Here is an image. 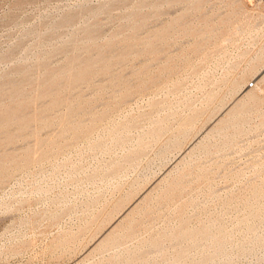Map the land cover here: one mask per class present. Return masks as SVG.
Wrapping results in <instances>:
<instances>
[{
    "label": "rangeland",
    "instance_id": "rangeland-1",
    "mask_svg": "<svg viewBox=\"0 0 264 264\" xmlns=\"http://www.w3.org/2000/svg\"><path fill=\"white\" fill-rule=\"evenodd\" d=\"M258 9L264 12V0H0V264H264V60L249 69V60L264 45V16ZM239 22L256 25L252 29H260L259 34L226 45L228 32ZM240 78L237 96L253 89L259 98V108L252 107L245 125L232 136L211 137V152L196 148L189 154L211 125L204 116L197 123L198 134L164 159L160 152L180 126L213 104L219 110L224 103L216 99L229 104L234 95L230 88ZM251 81L254 87H248ZM226 113L208 132L219 128ZM158 119L164 125L157 126ZM115 128L126 132L114 138ZM152 131L160 133L158 139H151ZM192 141L196 145L188 149ZM123 209L129 215L118 222ZM123 221L125 232L130 231L125 239V233L115 232ZM100 240H108L102 249Z\"/></svg>",
    "mask_w": 264,
    "mask_h": 264
},
{
    "label": "bare ground",
    "instance_id": "bare-ground-1",
    "mask_svg": "<svg viewBox=\"0 0 264 264\" xmlns=\"http://www.w3.org/2000/svg\"><path fill=\"white\" fill-rule=\"evenodd\" d=\"M149 2V1H148ZM157 2V1H156ZM163 2V1H162ZM199 2H200V0H199ZM193 4V3H192ZM263 4V3H262ZM201 5V4H200ZM190 6V5H189ZM203 6V5H202ZM136 7V6H135ZM191 7V6H190ZM239 7V6H238ZM237 7V8H238ZM263 7V6H262ZM203 8V7H202ZM196 9V8H195ZM157 10H159V9H157ZM260 10V11H259ZM149 11V10H148ZM259 11V12H258ZM258 13H259V15L260 16H262V18H263V16H264V12L261 10V9H258ZM127 12H130V11H127ZM187 12H188V10H187ZM138 13V12H137ZM183 13V12H182ZM228 13V12H227ZM148 14V13H147ZM146 14V15H147ZM257 14V13H256ZM93 15V14H92ZM134 15V14H133ZM139 15V14H138ZM237 15V14H236ZM182 16V14L179 16V17H181ZM186 16V15H185ZM210 16V15H209ZM232 16V15H231ZM250 16V15H249ZM257 16V15H256ZM132 17V16H131ZM183 17V16H182ZM228 17V16H227ZM233 17V16H232ZM141 18V17H140ZM176 18V17H175ZM174 18V19H175ZM178 18V17H177ZM184 18V17H183ZM244 18H246V17H244ZM256 18V17H255ZM143 19V18H142ZM178 19H180V18H178ZM264 19V18H263ZM181 20V19H180ZM183 20V19H182ZM212 20V19H211ZM250 20V19H249ZM96 21V20H95ZM175 21V20H174ZM217 21V20H216ZM236 21V20H235ZM239 21V20H238ZM244 21V20H243ZM260 21V20H259ZM263 21V20H262ZM74 22V21H73ZM94 22V21H93ZM92 22V23H93ZM171 22V21H170ZM185 22V21H184ZM248 22H250V21H248ZM246 23V22H239V23H237L236 25H234L233 27H232V29L230 30V32H228V33H230L229 35H227L226 36V38H225V44H226V42H227V44L228 43H234V42H236V40L237 39H240V38H246V39H248V40H250V39H252V38H254L255 37V34L257 33V34H259L258 32H259V30L260 29H257V28H254V29H252L253 27H255V26H253L252 28H251V24L250 23ZM253 22V21H252ZM256 22V21H255ZM137 23V22H136ZM182 23V22H181ZM222 23V22H221ZM232 23H233V21H232ZM231 23V24H232ZM254 23V22H253ZM263 23V22H262ZM75 24V23H74ZM90 24V23H89ZM94 24V23H93ZM142 24V23H141ZM176 24H177V22H176ZM179 24V23H178ZM59 25V24H58ZM127 25V24H126ZM137 25V24H136ZM143 25V24H142ZM170 25V24H169ZM182 25H184V24H182ZM186 25V24H185ZM89 26V25H88ZM141 26V25H140ZM144 26V25H143ZM172 26V25H171ZM170 26V27H171ZM178 26V25H177ZM180 26V25H179ZM187 26V25H186ZM191 26V25H190ZM55 27V26H54ZM127 27V26H126ZM130 27V26H129ZM215 27V26H214ZM257 27V26H256ZM260 27V26H259ZM134 28V27H133ZM162 28V27H161ZM167 28V27H166ZM165 28V29H166ZM168 28H169V26H168ZM127 29V28H126ZM130 29V28H129ZM171 29H172V27H171ZM186 28H183V30H185ZM199 29V28H198ZM202 28H200V30H201ZM228 29V28H227ZM226 29V30H227ZM173 30H175V29H173ZM195 30V29H194ZM197 30V29H196ZM205 30V29H204ZM229 30V29H228ZM137 31V30H136ZM177 31V30H176ZM191 31V30H190ZM199 31V30H198ZM208 31V30H207ZM215 31H217V30H215ZM225 31V30H224ZM261 31H262V29H261ZM38 32V31H37ZM138 32V31H137ZM157 32V31H156ZM168 32H169V30H168ZM264 32V31H263ZM83 33V32H82ZM87 33H89V32H87ZM95 33V32H94ZM205 33V32H204ZM215 33V32H214ZM39 34V33H38ZM84 34V33H83ZM119 34H121V33H119ZM163 34V33H162ZM169 34V33H168ZM85 35H86V33H85ZM88 35V34H87ZM94 35V34H93ZM96 35H98V34H96ZM124 35V34H123ZM135 35H136V33H135ZM154 35V34H153ZM36 36V35H35ZM101 36V35H100ZM130 36V35H129ZM148 36H150V35H148ZM209 36V35H208ZM214 36V35H213ZM220 36V35H219ZM96 37H98V36H96ZM128 37V36H127ZM133 37H134V35H133ZM160 37V36H159ZM166 37V36H165ZM172 37V36H171ZM187 37V36H186ZM222 37V36H221ZM92 38H94V37H92ZM100 38V37H99ZM123 38V37H122ZM148 38V37H147ZM170 38V37H169ZM172 38H174V37H172ZM177 38V37H176ZM213 38V37H212ZM157 39V38H156ZM211 39V38H210ZM222 39V38H221ZM220 39V40H221ZM260 39V38H259ZM40 40H41V38H40ZM89 40H91V39H89ZM110 40V39H109ZM120 40V39H119ZM144 40H146V39H144ZM155 40V39H154ZM176 40V39H175ZM217 40V39H216ZM224 40V39H223ZM58 41V40H57ZM117 41V40H116ZM115 41V42H116ZM167 41V40H166ZM165 41V42H166ZM193 41V40H192ZM238 41V40H237ZM107 42V41H106ZM147 42V41H146ZM153 42V41H152ZM164 42V43H165ZM117 43V42H116ZM174 43V42H173ZM104 44V43H103ZM108 44V43H107ZM106 44V45H107ZM122 44H124V43H122ZM130 44V43H129ZM132 44V43H131ZM130 44V45H131ZM140 44V43H139ZM166 44H170L169 42H167ZM206 44V43H205ZM213 44V43H212ZM226 44V45H227ZM132 45H134V44H132ZM148 45V44H147ZM156 45V44H155ZM158 45V44H157ZM165 45V44H164ZM175 45V44H174ZM209 45V44H208ZM219 45V44H218ZM231 45V44H230ZM229 45V46H230ZM234 45V44H233ZM137 46V45H136ZM224 46V45H223ZM263 47H262V49L257 53V55H255V57H253V58H251L250 60H249V63H251L250 64V66H249V69H257L258 68V64H259V62H261V61H263L264 60V45H262ZM75 47V46H74ZM131 47V46H130ZM144 47V46H143ZM206 47V46H205ZM100 48V47H99ZM101 48H103V47H101ZM217 48V47H216ZM221 48H222V45H221ZM261 48V47H260ZM84 49V48H83ZM97 49V48H96ZM155 49V48H154ZM184 49V48H183ZM202 49V48H201ZM224 49H226V46H224L223 47V51H225ZM136 50V49H135ZM149 50V49H148ZM159 50V49H158ZM192 50V49H191ZM206 50H208V48L206 49ZM222 50V49H221ZM125 51V50H124ZM127 51V50H126ZM220 51V50H219ZM226 51H227V49H226ZM46 52V51H45ZM72 52V51H71ZM79 52V51H78ZM98 52V51H97ZM107 52V51H106ZM120 52H122V51H120ZM132 52V51H131ZM143 52V51H142ZM167 52V51H166ZM191 52V51H190ZM214 52V51H213ZM48 54H49V52H47ZM82 53V52H81ZM101 53V52H100ZM127 53V52H126ZM144 53H146V52H144ZM192 53V52H191ZM249 53V52H248ZM38 54V53H37ZM95 54V53H94ZM130 54V53H129ZM143 54V53H142ZM141 54V55H142ZM167 54V53H166ZM202 54V53H201ZM224 54H225V52H224ZM241 54V53H240ZM173 55V54H172ZM210 55V54H209ZM35 56H36V53H35ZM40 56V55H39ZM104 56V55H103ZM102 56V57H103ZM109 56V55H108ZM169 56V55H168ZM183 56V55H182ZM212 56V55H211ZM49 57V56H48ZM79 57V56H78ZM101 57V56H100ZM101 57V58H102ZM106 57V56H105ZM162 57V56H161ZM170 57V56H169ZM9 58V57H8ZM36 58V57H35ZM38 58V57H37ZM40 58V57H39ZM43 58V57H42ZM51 58V57H50ZM95 58V57H94ZM121 58V57H120ZM206 58V57H205ZM13 59V58H12ZM73 59V58H72ZM76 60H77V58H75ZM75 59H74V61H75ZM97 59V58H96ZM103 59H104V57H103ZM212 59V58H211ZM235 59V58H234ZM249 59V58H248ZM45 60V59H44ZM69 61L71 60V59H68ZM99 60V59H98ZM101 60V59H100ZM109 60V59H108ZM118 60V59H117ZM135 60V59H134ZM187 60V59H186ZM102 61V60H101ZM110 61V60H109ZM121 61V60H120ZM125 61V60H124ZM128 61V60H127ZM172 61V60H171ZM176 61V60H175ZM189 61V60H188ZM42 62V61H41ZM71 62V61H70ZM88 62V61H87ZM100 62V61H99ZM104 62V61H103ZM156 62V61H155ZM185 62H187V61H185ZM190 62V61H189ZM212 62V61H211ZM255 62H257L256 64H253V63H255ZM72 63V62H71ZM174 63V62H173ZM191 63V62H190ZM192 63H193V61H192ZM191 63V64H192ZM39 64V63H38ZM62 64V63H61ZM82 64V63H81ZM87 64V63H86ZM97 64V63H96ZM102 64H104V63H102ZM116 64V63H115ZM119 64V63H118ZM154 64V63H153ZM165 64V63H164ZM177 64V63H176ZM186 64V63H185ZM190 64V65H191ZM40 65H41V63H40ZM48 65V64H47ZM93 65V64H92ZM105 65V64H104ZM109 65H110V63H109ZM161 65V64H160ZM174 65V64H173ZM188 65V64H187ZM187 65H186V67H187ZM264 65V64H263ZM28 66V65H27ZM61 66V65H60ZM67 66V65H66ZM72 66V65H71ZM81 66V65H80ZM107 66V65H106ZM124 66V65H123ZM146 66H148V64H146ZM145 66V67H146ZM151 66V65H150ZM189 66V65H188ZM193 66V65H192ZM39 67H41V66H39ZM74 67V66H73ZM105 66H103V68H104ZM112 67H113V65H112ZM119 67V66H118ZM149 67V66H148ZM257 67V68H256ZM80 68V67H79ZM110 68V67H109ZM147 68V67H146ZM151 68H152V66H151ZM168 68H169V66H168ZM176 68V67H175ZM36 70H37V68H35ZM145 69V68H144ZM50 70V69H49ZM55 70V69H54ZM84 69H82V72H84L83 71ZM88 70H89V67H88ZM92 70V69H91ZM149 70V69H148ZM154 70V69H153ZM165 70V69H164ZM248 70V69H247ZM35 71V70H34ZM44 71V70H43ZM71 71H73V70H71ZM70 71V72H71ZM102 70H100V72H101ZM108 71H110L109 69H108ZM155 71V70H154ZM158 71V70H157ZM160 71V70H159ZM162 71V70H161ZM160 71V72H161ZM171 71V70H170ZM249 71H251V70H249ZM255 71V70H254ZM62 72V71H61ZM60 72V73H61ZM75 72V71H74ZM90 72V71H89ZM88 72V73H89ZM98 72V71H97ZM142 72V71H141ZM148 72V71H147ZM146 72V73H147ZM165 72V71H164ZM173 72V71H172ZM177 72V71H176ZM184 72V71H183ZM93 73V72H92ZM104 73H106V70H104ZM120 73V72H119ZM135 73V72H134ZM144 73H145V71H144ZM150 72H148V74H149ZM157 73H159V72H157ZM26 74V73H25ZM46 74V73H45ZM56 74V73H55ZM74 74V73H73ZM76 74V73H75ZM79 74V73H78ZM78 74H76V75H78ZM96 74V73H95ZM106 74H109V73H106ZM111 74V73H110ZM142 74V73H141ZM156 74V73H155ZM162 74V73H161ZM160 74V75H161ZM175 74V73H174ZM246 74V73H245ZM263 74H264V72H263ZM69 75H71V74H69ZM85 75V74H84ZM118 75V74H117ZM143 75V74H142ZM145 75V74H144ZM150 75H151V73H150ZM152 75H153V72H152ZM22 76V75H21ZM38 76V75H37ZM42 76V75H41ZM53 76V75H52ZM52 76H51V78L50 79H52ZM57 76V75H56ZM56 76H54V77H56ZM68 75H66V77H67ZM71 76H73V75H71ZM98 76V75H97ZM111 76V75H110ZM137 76V75H136ZM155 76V75H154ZM187 76V75H186ZM14 77V76H13ZM70 77V76H69ZM79 77H80V74H79ZM118 77V76H117ZM160 77V76H159ZM196 77V76H195ZM234 77V76H233ZM11 78V77H10ZM59 78V77H58ZM64 78V77H63ZM153 78V77H152ZM9 79V78H8ZM34 79V78H33ZM50 79H47V80H49L50 81ZM54 79V78H53ZM59 79H61V78H59ZM75 79V78H74ZM87 79H89V77L87 78ZM96 79V78H95ZM117 79V78H116ZM241 79V78H240ZM242 79H244V77H242ZM240 80V81H237L231 88H230V90H231V92H233L234 93V95H233V98L231 99V102L228 104V103H226V102H224V100H225V98H220V99H216L217 100V103L218 104H222V103H224L223 104V106L221 105V107H219V110H217V105H215L214 106V104L212 105L213 107H210L209 109H207V110H205L204 112H199V113H197V114H194V115H192L191 116V118L187 121V122H185L182 126H180V128H179V132L178 133H176V135H174L173 137H171L170 138V140L168 141V143H166V144H164V147L163 146H161V148L163 147V151L161 150V152H160V155H162L163 157L165 156V154H167V152H169L170 150H172L174 147H177V146H179V145H181L182 143H183V141L185 140V139H187L188 137H190V136H194L195 134H198V132L200 131V130H196L197 129V123L202 119V117L204 118V116H206L207 118H208V122L211 124L208 128H206L205 130H204V132L200 135V136H203L204 134H206L204 137H201L202 138V140H200V141H198L199 143L196 145V143L195 142H193L192 141V143L189 145V147H188V149L190 148H192L194 145H196V146H194L192 149H191V151L189 152V154H191V153H194V151H195V149L196 148H199L201 151H203V153H206L209 149H208V141H210V139H211V137H219V138H223V137H226V136H228V135H231L232 133H234V130H236V129H238L240 126L242 127V125H245V122H246V115L249 113V111L252 109V107L255 109V110H257L258 108H259V103H257L258 102V96H257V94H256V91H254L253 89H250V90H248V92L243 96V97H241L242 95H238L237 96V94H238V92H239V90L241 89V87L243 86L242 85V83H243V80ZM25 80V79H24ZM28 80V79H27ZM70 80V79H69ZM75 80H77L78 81V76H77V79H75ZM75 80H73V81H75ZM130 80V79H129ZM136 80V79H135ZM139 80V79H138ZM144 80H146L145 78H144ZM149 80V79H148ZM239 80V79H238ZM21 81V80H20ZM39 81H41V80H39ZM67 81V80H66ZM84 81V80H83ZM124 81H125V79H124ZM141 81H143V80H141ZM199 81V80H198ZM220 81V80H219ZM261 81H264V77H263V79L261 80ZM261 81H259V83H258V85H257V88L259 87V84H260V82ZM59 82V81H58ZM63 82V81H62ZM61 82V83H62ZM89 82V81H88ZM116 82V81H115ZM114 82V83H115ZM127 81H125V83H126ZM166 82V81H165ZM183 82V81H182ZM188 82V81H187ZM46 83H47V81H46ZM66 83H68V81L66 82ZM75 83V82H74ZM80 83V82H79ZM120 83H122L121 81H120ZM142 83V82H141ZM181 83V82H180ZM245 83V82H244ZM28 84V83H27ZM51 84V83H50ZM53 84V83H52ZM51 84V85H52ZM57 84V83H56ZM71 84H72V81H71ZM83 84H84V82H83ZM86 84V83H85ZM84 84V85H85ZM116 84V83H115ZM124 84V83H123ZM122 84V86H124ZM144 84H145V81H144ZM167 84V83H166ZM198 84V83H197ZM223 84V83H222ZM21 85V84H20ZM59 85H60V83H59ZM63 85V84H62ZM94 85V84H93ZM111 85V84H110ZM172 85V84H171ZM196 85V84H195ZM249 85V84H248ZM11 86V85H10ZM23 86V85H22ZM40 86V85H39ZM48 86V85H47ZM64 86H65V82H64ZM89 86V85H88ZM91 86V85H90ZM97 86V85H96ZM111 86H113V85H111ZM118 86H121V85H119L118 84ZM145 86H146V84H145ZM182 86V85H181ZM201 86V85H200ZM219 86V85H218ZM19 87V86H18ZM72 88H73V86H71ZM109 86H107V88H108ZM126 87V86H125ZM137 87V86H136ZM144 87V86H143ZM151 87V86H150ZM157 87V86H156ZM25 88V87H24ZM53 88H57L56 87V85H55V87H52V90H53ZM60 87H58V89H59ZM65 88H68V87H65ZM88 88V87H87ZM102 88V87H101ZM105 88V87H104ZM114 88H116V87H114ZM114 88H112V89H114ZM118 88V87H117ZM127 88H128V86H127ZM126 88V89H127ZM152 88V87H151ZM161 88V87H160ZM159 88V89H160ZM221 88V87H220ZM10 89H12V88H10ZM21 89V88H20ZM20 89H19V91H20ZM32 89V88H31ZM36 89V88H35ZM61 89V88H60ZM71 89V88H70ZM106 89V88H105ZM110 89V88H109ZM122 89V88H121ZM154 89V88H153ZM3 90V89H2ZM15 90H16V88H15ZM51 90V91H52ZM62 90V89H61ZM66 90V89H65ZM68 90H69V88H68ZM77 90V89H76ZM98 90V89H97ZM100 90V89H99ZM103 90V89H102ZM116 90V89H115ZM120 90V89H119ZM139 90V89H138ZM247 90V89H246ZM260 90H262V88L260 89ZM31 91V90H30ZM63 91H64V89H63ZM71 91H72V89H71ZM83 91V90H82ZM121 91V90H120ZM142 91V90H141ZM157 91V90H156ZM241 91V90H240ZM242 91H244V90H242ZM8 92V91H7ZM6 92V93H7ZM13 92V91H12ZM16 92V91H15ZM23 92V91H22ZM68 92V91H67ZM102 92H104V91H102ZM115 92H117V91H115ZM49 93H51V92H49ZM62 93V92H61ZM140 93V92H139ZM155 93V92H154ZM170 93V92H169ZM11 94V93H10ZM23 94V93H22ZM21 94V95H22ZM25 94V93H24ZM33 94H34V92H33ZM79 94V93H78ZM97 93H95V95H96ZM99 94V93H98ZM97 94V95H98ZM125 94V93H124ZM136 94V93H135ZM151 94V93H150ZM241 94V93H240ZM244 94V93H243ZM16 95H17V93H16ZM20 95V94H19ZM94 95V94H93ZM128 95V94H127ZM160 95V94H159ZM208 95V94H207ZM12 96V95H11ZM25 96V95H24ZM28 96V95H27ZM60 96V95H59ZM58 96V97H59ZM101 96V95H100ZM124 96V95H123ZM167 96V95H166ZM189 96V95H188ZM209 96V95H208ZM23 97V96H22ZM45 97V96H44ZM52 97V96H51ZM56 97H57V95H56ZM57 97V98H58ZM68 97V96H67ZM97 97H99V96H97ZM16 98H17V96H16ZM28 98H29V96H28ZM41 98V97H40ZM54 98V97H53ZM63 98H65V97H63ZM114 98V97H113ZM126 99H127V97H125ZM179 98V97H178ZM185 98V97H184ZM218 98V97H217ZM18 99V98H17ZM20 99V98H19ZM26 99V98H25ZM31 99V98H30ZM42 99V98H41ZM62 99V98H61ZM92 99V98H91ZM98 99V98H97ZM116 99H117V97H116ZM213 99H215V96H214V98H213V96L210 98V100L212 101ZM35 100H37V99H35ZM55 100V99H54ZM53 100V101H54ZM94 100H96V99H94ZM115 100V99H114ZM205 100H207V99H205ZM216 100H215V102H216ZM1 101V100H0ZM8 101V100H7ZM27 101V100H26ZM31 101V100H30ZM38 101H39V99H38ZM64 101V100H63ZM98 101V100H97ZM113 101V100H112ZM226 101V100H225ZM13 102V101H12ZM52 102V101H51ZM61 102V101H60ZM65 102L66 101H64V103H63V105L65 104ZM86 102H88L87 100H86ZM91 102V101H90ZM96 102V101H95ZM19 103V102H18ZM23 103V102H22ZM53 103V102H52ZM54 103L55 104H57L55 101H54ZM67 103V102H66ZM68 103H69V101H68ZM71 103V102H70ZM69 103V104H70ZM172 103V102H171ZM7 104V103H6ZM10 104V103H9ZM20 104H21V102H20ZM59 104V103H58ZM61 104V103H60ZM59 104V105H60ZM94 104V103H93ZM116 104V103H115ZM253 104V105H252ZM255 104V105H254ZM15 105V104H14ZM51 105V104H50ZM63 105H62V107H63ZM73 105V104H72ZM75 105V104H74ZM78 105V104H77ZM86 105V104H85ZM84 105V106H85ZM90 105V104H89ZM188 105V104H187ZM233 105H235V108H233L234 110L232 111V112H228V113H226L227 111H229L230 109H231V107L233 106ZM1 106V105H0ZM6 106V105H5ZM15 106H17V105H15ZM26 106V105H25ZM27 106H28V104H27ZM31 106V105H30ZM53 106V105H52ZM116 106V105H115ZM18 107V106H17ZM61 107V106H60ZM64 107H65V105H64ZM70 107H71V105H70ZM167 107V106H166ZM1 108H2V106H1ZM13 108V107H12ZM20 108H21V106H20ZM47 108V107H46ZM51 108H53V107H51ZM91 108V107H90ZM89 108V109H90ZM116 108H119V106L117 107L116 106ZM172 108V107H171ZM4 109H5V107H4ZM4 109H3V112H4ZM6 109H7V107H6ZM48 109H50V107L48 108ZM48 109H47V111H48ZM53 109H55V108H53ZM67 109H69V108H67ZM74 108H72V110H73ZM76 109V108H75ZM88 109V108H87ZM86 109V110H87ZM91 109H93V108H91ZM110 109V108H109ZM69 110H71V109H69ZM83 111V109L81 108L79 111ZM115 110V109H114ZM152 110H153V108H152ZM10 112H11V110H9ZM44 111V110H43ZM55 111V110H54ZM61 111V110H60ZM85 111V110H84ZM88 111V110H87ZM89 111H91L92 112V110H89ZM103 111V110H102ZM179 111V110H178ZM251 111H253V110H251ZM45 112V111H44ZM44 112H43V114H44ZM50 112V111H49ZM63 112V111H62ZM69 113H70V111H68ZM257 112V111H256ZM17 113V112H16ZM15 113V114H16ZM33 113H34V111H33ZM40 113V112H39ZM46 113V112H45ZM67 113V111L66 112H64V119H65V115H67L66 114ZM74 113V112H73ZM73 113H71V114H73ZM226 113V118L223 120V121H221L220 123H219V128H216V129H212L210 132H208L209 131V129L211 128V126L212 125H214V124H216L219 120H220V118H221V116H223L224 114ZM62 114V113H61ZM60 114V115H61ZM76 113H74V115H75ZM80 114V113H79ZM79 114H77V115H79ZM84 115H82V116H85V113H83ZM87 114V113H86ZM88 114H91V113H89L88 112ZM87 114V115H88ZM157 114V113H156ZM160 114V113H159ZM173 114V113H172ZM176 114V113H175ZM11 115H12V113H11ZM17 115H19V113L17 114ZM45 115H47V114H45ZM53 115V114H52ZM56 115H57V113H56ZM92 115H93V113H92ZM98 115V114H97ZM143 115V114H142ZM8 116V115H7ZM14 116V115H13ZM21 116V115H20ZM22 116H24V115H22ZM34 116V115H33ZM54 116V115H53ZM70 116V115H69ZM169 116V115H168ZM249 116V115H248ZM1 117V116H0ZM42 117V116H41ZM59 117V116H58ZM62 117V116H61ZM73 117H75L76 118V116H73ZM79 117V116H78ZM250 117V116H249ZM6 118H8V117H6ZM29 118V117H28ZM46 118V117H45ZM44 118V119H45ZM99 118V117H98ZM110 118V117H109ZM171 118V117H170ZM223 118V117H222ZM14 119H15V116H14ZM18 119V118H17ZM22 119H24V118H22ZM30 119V118H29ZM38 119V118H37ZM41 119V118H40ZM67 119H68V117H67ZM66 119V121H68ZM81 119H83V118H81ZM175 119V118H174ZM181 119V118H180ZM263 119V118H262ZM0 120H3V119H0ZM93 120V119H92ZM102 120V119H101ZM115 120V119H114ZM205 120H207V119H205ZM8 121V120H7ZM36 121V120H35ZM43 121V120H42ZM47 121V120H46ZM51 121H53L52 119H51ZM85 121V120H84ZM181 121V120H180ZM202 121V120H201ZM2 122V121H1ZM11 122H13V121H11ZM21 122V121H20ZM31 122V121H30ZM37 122V121H36ZM49 122V121H48ZM63 123H64V121H62ZM81 122H82V120H81ZM81 122H79V124L81 123ZM86 122V121H85ZM110 122V121H109ZM139 122V121H138ZM137 122V123H138ZM152 122V121H151ZM176 122V121H175ZM262 122V121H261ZM32 123V122H31ZM53 122H51V124H52ZM63 123H62V126H63ZM73 123H74V119H73ZM78 123V122H77ZM93 123V122H92ZM124 123V122H123ZM128 124H129V122H127ZM152 123H154V122H152ZM164 120H162V119H158L157 120V126H161V125H164ZM18 124V123H17ZM24 124V123H23ZM27 124L29 125L30 123L29 122H27ZM36 124V123H35ZM42 124V123H41ZM46 124V123H45ZM50 124V123H49ZM85 124L86 123H83V126H85ZM100 124V123H99ZM1 125H3V124H1ZM0 125V126H1ZM13 125V124H12ZM43 125V124H42ZM47 125V124H46ZM66 125V124H65ZM70 125V124H69ZM68 125V126H69ZM87 125V124H86ZM95 125V124H94ZM102 125V124H101ZM205 125H207V124H205ZM24 126H27L26 124L24 125ZM35 126V125H34ZM41 126V125H40ZM43 126H45V125H43ZM67 126V125H66ZM66 126H64L65 128H66ZM67 126V127H68ZM72 126V125H71ZM81 126H82V124H81ZM91 126H93V125H91ZM90 126V127H91ZM126 126V125H125ZM129 126V125H128ZM200 126H201V124H200ZM218 126V125H217ZM216 126V127H217ZM3 127V126H2ZM6 127V126H5ZM5 127H3V128H5ZM17 128H18V126H16ZM15 127V128H16ZM20 127V126H19ZM28 127V126H27ZM50 127V126H49ZM72 127H74V126H72ZM86 127V126H85ZM122 127H124V125L122 126ZM11 128V127H10ZM24 127H22V129H23ZM29 128V127H28ZM27 128V129H28ZM33 128H35V127H33ZM41 128V127H40ZM42 128H44V127H42ZM46 128V127H45ZM62 128V127H61ZM75 128V127H74ZM73 128V129H74ZM79 128V127H78ZM78 128L76 129V130H78ZM92 128V127H91ZM90 128V129H91ZM94 128V127H93ZM89 129L90 131H92V130H94V129ZM100 128V127H99ZM118 128V127H117ZM117 128H115V130L117 129ZM160 128V127H159ZM165 128V127H164ZM205 128V127H204ZM9 129V128H8ZM14 129V128H13ZM72 129V128H71ZM72 129V130H73ZM85 129V128H84ZM83 129V130H84ZM95 129H96V126H95ZM108 129V128H107ZM125 129V128H124ZM124 129H118V130H114L115 131V133H114V138H118V137H120L121 138V135H122V133L125 131ZM157 129V128H156ZM240 129H242V128H240ZM0 130H4V129H1L0 128ZM11 130H12V128H11ZM16 130V129H15ZM14 130V131H15ZM18 131H19V129H17ZM87 130V129H86ZM97 130V129H96ZM111 130V129H110ZM109 130V131H110ZM126 130H127V128H126ZM131 130V129H130ZM149 130V129H148ZM153 130V129H152ZM164 130V129H163ZM245 129H243V131H244ZM247 130V129H246ZM28 131H29V129H28ZM75 131V130H74ZM79 131V130H78ZM157 131V130H156ZM162 131V130H161ZM27 132V131H26ZM35 132H36V129H35ZM34 132V133H35ZM39 132H40V130H39ZM81 132H83L82 131V129H81ZM80 132V133H81ZM85 132H87V131H85ZM126 132V131H125ZM158 132V131H157ZM157 132H155V131H152L151 132V139L152 138H156V139H158L157 138V135H159L160 133H158L157 134ZM160 132V131H159ZM245 132V131H244ZM16 133V132H15ZM22 133V132H21ZM66 133V132H65ZM71 133V132H70ZM80 133H76L75 132V134L78 136ZM88 133H89V131H88ZM164 133V132H163ZM166 133V132H165ZM250 133V132H249ZM4 134V133H3ZM6 134V133H5ZM14 134V133H13ZM17 134V133H16ZM37 134V133H36ZM62 134V133H61ZM74 134V133H73ZM90 134H93V131L90 133ZM105 134V133H104ZM112 133H110V135H111ZM126 134V133H125ZM147 134V133H146ZM237 134V133H236ZM38 135V134H37ZM70 134L68 133V136H69ZM85 135V134H84ZM86 135H87V137H88V134L86 133ZM108 135V134H107ZM3 136V135H2ZM2 136H1V139H2ZM7 136H8V134H7ZM7 136H6V138H7ZM25 136H26V134H25ZM33 136V135H32ZM31 136V137H32ZM36 136V135H35ZM61 136V135H60ZM75 136V135H74ZM81 136V135H80ZM99 136V135H98ZM149 135H147V137H148ZM232 136V135H231ZM230 136V137H231ZM243 136V135H242ZM13 137V136H12ZM29 137V136H28ZM76 137V136H75ZM125 137V136H124ZM234 137V136H233ZM19 138H21V135H20V137ZM23 138V137H22ZM36 138V137H35ZM49 138V137H48ZM17 138H15V140H16ZM56 139V138H55ZM60 139V138H59ZM72 139V138H71ZM73 139H74V137H73ZM107 139V138H106ZM150 139V140H151ZM213 139H215V138H213ZM217 139V138H216ZM230 139V138H229ZM234 139V138H233ZM35 140V139H34ZM75 140V139H74ZM87 140V139H86ZM89 140H90V138H89ZM119 140V139H118ZM143 140V139H142ZM189 140V139H188ZM226 140V139H225ZM228 140V139H227ZM9 141H11L10 139H9ZM13 141V140H12ZM65 141V140H64ZM68 141V140H67ZM99 141V140H98ZM115 141H117L116 139H115ZM152 141V140H151ZM157 141V140H156ZM186 141V140H185ZM223 141V140H222ZM229 141V140H228ZM231 141H234V140H231ZM58 142V141H57ZM66 142V141H65ZM88 142H90V141H88ZM144 142V141H143ZM9 143V142H8ZM7 143V144H8ZM11 143V142H10ZM42 143H43V141H42ZM46 143H47V141H46ZM60 143V142H59ZM68 143V142H67ZM71 144H72V141L70 142ZM78 143V142H77ZM97 144H98V142H96ZM100 143V142H99ZM102 143V142H101ZM114 143V142H113ZM228 143V142H227ZM229 143H231V142H229ZM49 144V143H48ZM69 144V143H68ZM70 144V145H71ZM137 144V143H136ZM140 144H142V143H140ZM211 144V143H210ZM215 144V143H214ZM213 144V145H214ZM221 144V143H220ZM225 144V143H224ZM223 144V145H224ZM9 145V144H8ZM36 145V144H35ZM43 145V144H42ZM42 145H40V146H42ZM93 145V144H92ZM99 145V144H98ZM115 145V144H114ZM193 145V146H192ZM218 145H219V143H218ZM65 146V145H64ZM68 146V145H67ZM144 146V145H143ZM159 146V145H158ZM215 146V145H214ZM228 147H229V145H227ZM47 147V146H46ZM141 147V146H140ZM219 147V146H218ZM217 147V148H218ZM224 147V146H223ZM35 148V147H34ZM33 148V149H34ZM39 148V147H38ZM37 148V149H38ZM48 148V147H47ZM64 148V147H63ZM66 148V147H65ZM68 148V147H67ZM142 148V147H141ZM179 148H180V146H179ZM227 148V147H226ZM28 149H29V147H28ZM41 149H42V147H41ZM59 149V148H58ZM99 149V148H98ZM132 149V148H131ZM175 149V148H174ZM177 149V148H176ZM211 149H212V147H211ZM219 149V148H218ZM25 150V149H24ZM30 150V149H29ZM35 150V149H34ZM40 150V149H39ZM63 150V149H62ZM106 150V149H105ZM104 150V151H105ZM109 150V149H108ZM178 150H180V149H178ZM199 150V151H200ZM21 151V150H20ZM59 151V150H58ZM89 151V150H88ZM133 151V150H132ZM173 151V150H172ZM177 151V150H176ZM210 151V150H209ZM216 151V150H215ZM219 151H220V149H219ZM39 152V151H38ZM37 152V153H38ZM41 152V151H40ZM49 152H51V151H49ZM94 152V151H93ZM131 152V151H130ZM146 152V151H145ZM182 152V151H181ZM185 152V151H184ZM211 152V151H210ZM20 153V152H19ZM34 153H35V151H34ZM34 153H32V156H34L33 154ZM44 153V152H43ZM42 153V155H45V154H43ZM46 153H47V149H46ZM55 153V152H54ZM62 153V152H61ZM48 154V153H47ZM19 155V154H18ZM41 155V154H40ZM59 155V154H58ZM159 155V154H158ZM193 155H195V154H193ZM32 156H31V158H32ZM135 156V155H134ZM161 156V157H162ZM181 156V155H180ZM188 156V155H187ZM198 156V155H197ZM17 157V156H16ZM27 157V156H26ZM37 157H39L38 155H37ZM129 157V156H128ZM145 157V156H144ZM194 157V156H193ZM193 157H191V158H193ZM209 157V156H208ZM41 158V157H40ZM45 158V157H44ZM55 158V157H54ZM140 158V157H139ZM170 158V157H169ZM3 159V158H2ZM9 159V158H8ZM33 159V158H32ZM39 159V158H38ZM37 159V160H38ZM42 159H43V157H42ZM47 159V158H46ZM128 159H130V158H128ZM164 159H165V157H164ZM41 160V159H40ZM55 160V159H54ZM153 160V159H152ZM158 160V159H157ZM170 160V159H169ZM175 160V159H174ZM7 161V160H6ZM13 161V160H12ZM24 161V160H23ZM28 161H31V159H28ZM34 161V160H33ZM114 161V160H113ZM125 161V160H124ZM166 161V160H165ZM179 161V160H178ZM21 162V161H20ZM26 162V161H25ZM39 162V161H38ZM65 162V161H64ZM115 162V161H114ZM126 162V161H125ZM187 162V161H186ZM12 163V162H11ZM30 163V162H29ZM31 163H32V161H31ZM37 163V162H36ZM66 163V162H65ZM111 163V162H110ZM150 163V162H149ZM188 163V162H187ZM0 164L2 165V163L0 162ZM25 164H27V163H25ZM62 164V163H61ZM36 165V164H35ZM39 165V164H38ZM53 165V164H52ZM114 165V164H113ZM133 165V164H132ZM182 165V164H181ZM211 165V164H210ZM16 166H17V164H16ZM21 166V165H20ZM25 166V165H24ZM27 166V165H26ZM30 166V165H29ZM110 166V165H109ZM198 166V165H197ZM5 166H3L2 168H4ZM28 167V166H27ZM32 167V166H31ZM35 167V166H34ZM126 167V166H125ZM194 167V166H193ZM1 168V167H0ZM7 168V167H6ZM9 168V167H8ZM26 168V167H25ZM75 168V167H74ZM200 168H202V167H200ZM209 168V167H208ZM212 168V167H211ZM18 169H19V167H18ZM126 169V168H125ZM213 169V168H212ZM10 170V169H9ZM23 170V169H22ZM28 170V169H27ZM75 170V169H74ZM78 170V169H77ZM121 170V169H120ZM169 170V169H168ZM189 170V169H188ZM193 170V169H192ZM2 171H4L3 169H2ZM6 171L8 172V170L6 169ZM76 171V170H75ZM201 171V170H200ZM214 171V170H213ZM77 172V171H76ZM93 172V171H92ZM207 172V171H206ZM5 173V172H4ZM3 173V174H4ZM10 173V172H9ZM73 173V172H72ZM114 173V172H113ZM186 173V172H185ZM77 174V173H76ZM171 174V173H170ZM198 174V173H197ZM200 174V173H199ZM51 175V174H50ZM92 175V174H91ZM178 176H180V175H178ZM178 176H177V178H178ZM198 176V175H197ZM201 176V175H200ZM171 177V176H170ZM187 177V176H186ZM237 177V176H236ZM94 178H95V176H94ZM163 178V177H162ZM184 178V177H183ZM138 179V178H137ZM158 179V178H157ZM174 179V178H173ZM176 179V178H175ZM200 179V178H199ZM205 179V178H204ZM4 180V179H3ZM73 180V179H72ZM89 180V179H88ZM196 180V179H195ZM5 181V180H4ZM73 181H75V180H73ZM188 181V180H187ZM186 181V182H187ZM204 181V180H203ZM215 182V181H214ZM159 183H160V181H159ZM171 183V182H170ZM179 183H182V182H179ZM191 183V182H190ZM158 184V183H157ZM178 184V183H177ZM213 184V183H212ZM134 185V184H133ZM176 185V184H175ZM174 185V186H175ZM180 185V184H179ZM184 185H185V183H184ZM189 185V184H188ZM122 186V185H121ZM193 186V185H192ZM254 186V185H253ZM146 187V186H145ZM185 187V186H184ZM263 187V186H262ZM178 188H180L179 186H178ZM182 188V187H181ZM180 188V190H183V188L181 189ZM197 188V187H196ZM200 188V187H199ZM134 190H135V188H133ZM186 189V188H185ZM168 190V189H167ZM179 190V191H180ZM197 190V189H196ZM248 190V189H247ZM166 191V190H165ZM175 191V190H174ZM133 192V191H132ZM132 192L130 193V194H132ZM167 192V191H166ZM188 192H190V191H188ZM120 193V192H119ZM127 193V192H126ZM129 193V192H128ZM135 193V192H134ZM151 193V192H150ZM149 193V194H150ZM168 193V192H167ZM175 193V192H174ZM136 194V193H135ZM149 194H147V195H149ZM255 194V193H254ZM139 195V194H138ZM176 195V194H175ZM179 195V194H178ZM132 196V195H131ZM144 196V195H143ZM142 196V197H143ZM151 196V195H150ZM171 196V195H170ZM177 196V195H176ZM175 196V197H176ZM181 196V195H180ZM139 197H141V196H139ZM142 197H141V199H142ZM167 197V196H166ZM182 197V196H181ZM180 197V198H181ZM257 197V196H256ZM125 198V197H124ZM127 198V197H126ZM130 198V197H129ZM144 198V197H143ZM147 198V197H146ZM148 198H150V197H148ZM121 199V198H120ZM264 199V198H263ZM122 200V199H121ZM148 200V199H147ZM159 200V199H158ZM124 201V200H123ZM122 201V202H123ZM140 201V200H139ZM143 201V200H142ZM160 201V200H159ZM171 201V200H170ZM15 202V201H14ZM137 202H138V200H137ZM180 202V201H179ZM13 203V202H12ZM27 203V202H26ZM133 203V202H132ZM131 203V204H132ZM135 203H136V201H135ZM145 203V202H144ZM192 203V202H191ZM143 204V203H142ZM157 204V203H156ZM163 204V203H162ZM195 204H196V202H195ZM122 205H124V204H122ZM129 205V204H128ZM136 205V204H135ZM159 205V204H158ZM170 205V204H169ZM247 205V204H246ZM245 205V206H246ZM140 206V205H139ZM145 206V205H144ZM149 206V205H148ZM207 206V205H206ZM225 206V205H224ZM228 206V205H227ZM9 207V206H8ZM111 207V206H110ZM161 207V206H160ZM181 207V206H180ZM188 207V206H187ZM121 208H122V206H121ZM120 208V209H121ZM126 208H129V207H127L126 206ZM126 208H125V210H126ZM131 208H132V206H131ZM138 208V207H137ZM156 208V207H155ZM178 208V207H177ZM204 208V207H203ZM65 209V208H64ZM108 209V208H107ZM133 209V208H132ZM131 209V210H132ZM140 209H142V208H140ZM145 209V208H144ZM104 210H105V208H104ZM149 210H151V209H149ZM133 211H135V208H134V210H132V212ZM86 212V211H85ZM112 212V211H111ZM121 212H122V210H121ZM123 212H124V209H123ZM130 212V211H129ZM141 212H142V210H141ZM141 212H140V214H141ZM117 213V212H116ZM131 213V212H130ZM134 213V212H133ZM182 213V212H181ZM125 214V212L123 213V214H121L119 211H118V213H117V215H119L118 216V219H116L118 222L120 221V219L123 217V216H125L124 215ZM134 214H136V213H134ZM148 214V213H147ZM127 215H129V214H127ZM127 215L125 216V217H127ZM183 215V214H182ZM56 216V215H55ZM130 217H131V215H130ZM135 217V216H134ZM174 217V216H173ZM34 218V217H33ZM114 218H117V217H114ZM124 218V217H123ZM133 217H131V219H132ZM154 218V217H153ZM39 219V218H38ZM42 219H44V218H42ZM87 219V218H86ZM124 219H126V218H124ZM123 220V219H122ZM121 220V221H122ZM134 220V219H133ZM212 220V219H211ZM42 221V220H41ZM54 221V220H53ZM97 221V220H96ZM115 221V220H114ZM115 222L114 224H111V227H113L115 224H118V222ZM209 221V220H208ZM263 221V220H262ZM48 222V221H47ZM90 222V221H89ZM102 222H103V220H102ZM128 222H130V220L129 221H127V223ZM134 222V221H133ZM170 222V221H169ZM221 222V221H220ZM244 222V221H243ZM112 223V222H111ZM132 223V222H131ZM131 223H129V224H131ZM151 223V222H150ZM50 224V223H49ZM140 224V223H139ZM149 224V223H148ZM35 225V224H34ZM39 225V224H38ZM98 225V224H97ZM110 225V224H109ZM108 225V226H109ZM120 225V226H119ZM118 225V227L115 229V232L116 231H118V233L119 234H124V239L125 238H127L128 237V235L130 234V231H129V233H126L125 231H127L128 229V227H127V225H126V221L124 222H122V223H120ZM168 225V224H167ZM46 226V225H45ZM52 226V225H51ZM140 226V225H139ZM212 226V225H211ZM37 227V226H36ZM110 227V226H109ZM108 227V228H109ZM136 227V226H135ZM179 227V226H178ZM210 227V226H209ZM137 228V227H136ZM145 228V227H144ZM98 229V228H97ZM110 229H112V228H110ZM127 229V230H126ZM130 229V228H129ZM141 229V228H140ZM152 229V228H151ZM105 230V229H104ZM150 230V229H149ZM47 231V230H46ZM85 231H87V230H85ZM89 231V230H88ZM96 231V230H95ZM99 231V230H98ZM107 231H111V230H107ZM179 231V230H178ZM79 232V231H78ZM92 232H94V231H92ZM134 232V231H133ZM155 232V231H154ZM40 233V232H39ZM103 233V232H102ZM105 233V232H104ZM111 232H109V234H110ZM117 233V232H116ZM117 233V236L119 235ZM132 233V232H131ZM135 233V232H134ZM148 233V232H147ZM181 233V232H180ZM100 234H101V232H100ZM106 234H107V232H106ZM112 234V233H111ZM135 234H137V233H135ZM139 234V233H138ZM99 235V234H98ZM102 235V234H101ZM104 235V234H103ZM102 235V236H103ZM114 235V234H113ZM160 235V234H159ZM97 236V235H96ZM110 236H112V235H110ZM109 236V237H110ZM120 236H122V235H120ZM130 236V235H129ZM144 236V235H143ZM227 236V235H226ZM88 237V236H87ZM108 237V236H107ZM106 237V239H109V238H107ZM114 237V236H113ZM112 237V238H113ZM115 237H116V235H115ZM115 237L113 238V240L115 239ZM131 237H133V236H131ZM102 238H104V237H102ZM261 238H263V237H261ZM54 239V238H53ZM71 239V238H70ZM79 239V238H78ZM112 240V239H111ZM123 240V239H122ZM37 241V240H36ZM53 241H55V240H53ZM106 241H108V240H103L102 242H101V240H100V242L101 243H99V246H98V249H102L104 246H106L107 244L106 243H108V242H106ZM125 241V240H124ZM143 241V240H142ZM75 242V241H74ZM88 242V241H87ZM93 242V241H92ZM98 242H99V240H98ZM121 242V241H120ZM226 242V241H225ZM33 243V242H32ZM51 243V242H50ZM123 243V242H122ZM199 243V242H198ZM152 244V243H151ZM150 244V245H151ZM156 244V243H155ZM158 244V243H157ZM160 244V243H159ZM219 244V243H218ZM30 245V244H29ZM98 245V244H97ZM121 245V244H120ZM154 245V244H153ZM222 245V244H221ZM26 246H27V244H26ZM84 246V245H83ZM115 246H116V244H115ZM144 246V245H143ZM79 247V246H78ZM118 247V246H117ZM116 247V248H117ZM154 247V249L156 248V246H153ZM160 247V246H159ZM218 247H219V245H218ZM114 248V247H113ZM222 248V247H221ZM74 249V248H73ZM127 249V248H126ZM149 249V248H148ZM204 249V248H203ZM151 252H153L152 251V247H151ZM159 250V249H158ZM103 251H105V250H103ZM157 251V250H156ZM220 251V250H219ZM79 252V251H78ZM93 252V251H92ZM114 252V251H113ZM161 252V251H160ZM97 253V252H96ZM135 253V252H134ZM156 253V252H155ZM216 253V252H215ZM220 253H221V251H220ZM65 254H66V252H65ZM118 254V253H117ZM133 254V253H132ZM157 254V253H156ZM155 254V255H156ZM194 254V253H193ZM76 255V254H75ZM74 255V256H75ZM221 255H223V254H221ZM73 256V255H72ZM88 257V256H87ZM157 257V256H156ZM219 257H220V255H219ZM90 258V257H89ZM115 258V257H114ZM127 258V257H126ZM212 258V257H211ZM217 258V257H216ZM104 259V258H103ZM140 259V258H139ZM230 259V258H229ZM183 260V259H182ZM200 260V259H199ZM214 260H215V257H214ZM123 261V260H122ZM167 261V260H166ZM209 261H211V260H209ZM102 262V261H101ZM215 262V261H214ZM224 263V262H223ZM209 264V263H208ZM211 264V263H210Z\"/></svg>",
    "mask_w": 264,
    "mask_h": 264
},
{
    "label": "built area",
    "instance_id": "built-area-1",
    "mask_svg": "<svg viewBox=\"0 0 264 264\" xmlns=\"http://www.w3.org/2000/svg\"><path fill=\"white\" fill-rule=\"evenodd\" d=\"M254 86H255V82L254 81L249 82L248 87H254Z\"/></svg>",
    "mask_w": 264,
    "mask_h": 264
}]
</instances>
